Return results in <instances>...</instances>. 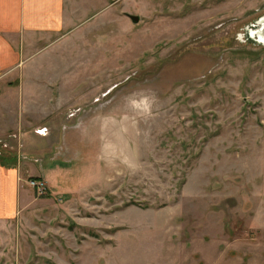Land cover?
Segmentation results:
<instances>
[{"label":"rangeland","instance_id":"374dc122","mask_svg":"<svg viewBox=\"0 0 264 264\" xmlns=\"http://www.w3.org/2000/svg\"><path fill=\"white\" fill-rule=\"evenodd\" d=\"M263 15L264 0H136L34 64L24 114L14 95L0 110V160L28 155L14 135L40 118L77 128L59 188L25 177L0 219V264H264Z\"/></svg>","mask_w":264,"mask_h":264},{"label":"crops","instance_id":"0c3cea01","mask_svg":"<svg viewBox=\"0 0 264 264\" xmlns=\"http://www.w3.org/2000/svg\"><path fill=\"white\" fill-rule=\"evenodd\" d=\"M135 2L136 0H0V80L9 77L24 79L15 88L0 86V110L13 111L6 104H9L8 99L14 95L13 98L17 101L15 109H20L24 114L22 106L25 77L35 72L34 64L39 63L46 55L60 57L62 50L66 51L73 46V36L86 25L108 16L110 11L124 13L127 5ZM30 66H33V70ZM32 104L33 102H29V106ZM47 118L49 115L30 124V130L22 132L23 134L14 135L15 138H20L21 147L26 149L28 155L21 154L11 161L0 160V219L15 215L23 205L25 177L33 176L44 180L50 189L55 188L54 185L59 188L56 184L58 182L55 183L53 178L63 174L62 165L68 166L71 163V159L61 157H66L71 152L69 145L72 144V139L67 130L76 129L77 126L61 130L58 122ZM83 122L82 116L80 126ZM40 127H45L47 132L38 134L36 129ZM34 136L46 142L37 146V155L29 154L32 146L27 138ZM60 179L56 177L59 184Z\"/></svg>","mask_w":264,"mask_h":264},{"label":"built area","instance_id":"2783aa9c","mask_svg":"<svg viewBox=\"0 0 264 264\" xmlns=\"http://www.w3.org/2000/svg\"><path fill=\"white\" fill-rule=\"evenodd\" d=\"M36 132L38 134H45L46 128L42 127L40 129H38ZM27 183H28V185H30L31 188L36 190L39 194H43L45 189H46V186H45L43 180H41V179H29L27 181Z\"/></svg>","mask_w":264,"mask_h":264},{"label":"water","instance_id":"95a60500","mask_svg":"<svg viewBox=\"0 0 264 264\" xmlns=\"http://www.w3.org/2000/svg\"><path fill=\"white\" fill-rule=\"evenodd\" d=\"M128 16L132 20V22H134V23H137L140 19L138 15L130 14ZM258 23H259V26L256 28L255 31H253V33L257 34V36H259V38L262 41H264V15L261 16Z\"/></svg>","mask_w":264,"mask_h":264}]
</instances>
